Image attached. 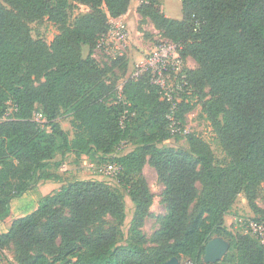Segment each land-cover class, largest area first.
Returning <instances> with one entry per match:
<instances>
[{
	"label": "trees",
	"instance_id": "1",
	"mask_svg": "<svg viewBox=\"0 0 264 264\" xmlns=\"http://www.w3.org/2000/svg\"><path fill=\"white\" fill-rule=\"evenodd\" d=\"M71 2L92 8L69 24ZM130 2L0 0V208L40 180H60L42 171L65 153L115 162L127 196L123 202L109 178L63 182L0 231V249L15 248L18 264H161L172 256L206 264V243L221 237L229 249L215 264H264V244L234 233L224 221L240 193L254 214L262 213L256 200L264 187V0H182L181 20L165 16L155 0L138 1V13L179 46L182 61L189 56L196 63L198 75L184 78L192 93L194 81L209 88L203 108L226 164H217L208 143L194 133L185 135L187 147L165 144L170 132L163 114L171 103L157 100L160 89L149 69V83L143 77L124 83L131 106L106 103L105 72L92 50L108 28L107 18L123 15ZM43 17L59 31L49 44L29 31V22ZM127 62L124 54L115 55L111 66L124 70ZM183 71L182 62L176 79ZM7 102L14 110L3 119ZM175 103L181 113L190 107L184 100ZM137 106L147 109L137 145L114 157L112 150L131 131L120 119ZM36 110L43 126L33 118ZM61 110L72 116V139L57 122ZM145 163L159 175L166 209L152 254L140 229L152 198L141 175Z\"/></svg>",
	"mask_w": 264,
	"mask_h": 264
},
{
	"label": "rangeland",
	"instance_id": "2",
	"mask_svg": "<svg viewBox=\"0 0 264 264\" xmlns=\"http://www.w3.org/2000/svg\"><path fill=\"white\" fill-rule=\"evenodd\" d=\"M156 7H159L165 16L181 20L183 17L182 0H155ZM139 6L138 0H131L127 11L117 17L121 20L128 38V43L124 47V55L127 59V67L124 70L111 66V62L115 57V53L111 48H93V58L97 65L105 72L104 81L106 83L105 101L109 106L126 103L131 106V103L125 98L123 93L124 83L131 78L143 77L144 81L150 80V75L145 67V60L149 53L153 52L161 44L172 43L171 40L160 35L152 21L147 16H141L137 9ZM90 5L71 2L68 8V23L71 24L74 19L83 13L91 10ZM103 10H106L102 6ZM111 19V17H109ZM109 20L107 18V24ZM29 31L34 39H42L46 43H51L58 35L57 25L48 20L47 17L33 20L29 22ZM184 71L182 76L187 74L197 76L198 67L193 59L189 56L183 58ZM167 79L166 89L169 88L167 94H159L158 101L167 100L170 106L165 108L164 117L168 120V131L170 136L165 144L172 147H187L185 135L194 133L202 140L208 143L217 164H226L228 159L221 146V143L214 131L211 122L209 121L203 104L210 98L209 88L203 82H195L196 92L192 93L190 88L183 82V87L187 86V95L181 94L184 91L182 86H176L175 78L169 74ZM42 80V79H40ZM178 80V79H176ZM199 80V79H198ZM34 81L33 84H36ZM192 93V94H191ZM188 102L190 107L187 111L181 113L175 102ZM14 110L11 102H7L6 113L3 119L9 117ZM122 115L123 122H127L130 127V136L127 140L119 143L111 152L114 157L123 155L133 149L139 140V134L143 129L145 115L147 109L133 107L125 109ZM181 115V117H179ZM33 118L43 126V118L41 112L36 110L33 113ZM72 116L61 110L57 122L60 128L67 132L68 138L72 139L75 135V129L71 124ZM49 131L48 127H45ZM120 167L113 161L103 160L99 155L89 157L87 155L76 156L73 153H65L63 157L56 154L54 159L49 163L48 167L44 168L43 174H54L60 177V180H40L36 186L19 197L10 200L9 204L0 208V231H6L13 220L25 216L36 209L43 195L52 194L58 191L63 182L71 180H87L109 178L112 189L120 196L124 202L127 200L126 189L123 183L119 182L118 177ZM142 178L147 183L152 198L147 208L145 215L142 218L141 232L146 238V248L150 254L155 250V245L152 241L154 232L158 229L160 219L164 215L166 209L162 201L163 184L155 168L148 163H145L142 169ZM118 177V178H117ZM199 190H203L204 186L200 183ZM58 188V189H57ZM257 206L262 210L261 214H254L250 209L245 195L240 193L234 201L224 217V221L228 222V227L236 234L250 235L240 224L237 223L239 218H260L264 221V187L259 186L258 197L256 200ZM127 219L130 218V206L125 205ZM128 221V220H127ZM17 253L15 248L0 249V264H18ZM179 264H190L187 259L182 258Z\"/></svg>",
	"mask_w": 264,
	"mask_h": 264
},
{
	"label": "built area",
	"instance_id": "3",
	"mask_svg": "<svg viewBox=\"0 0 264 264\" xmlns=\"http://www.w3.org/2000/svg\"><path fill=\"white\" fill-rule=\"evenodd\" d=\"M140 2V0H138ZM109 25L105 32H103L97 39V48H111L115 55L123 56L124 47L128 43L127 34L125 28L118 18L109 19ZM179 46L174 43H165L157 47L153 52L149 53L145 60V67L152 72L151 82L159 87V93L167 94L169 88L166 89L167 79L171 74L177 83L176 86H182L188 84L184 76H180L178 80L176 78L179 75L182 67V58L178 52ZM190 88V84L187 85ZM187 86H184L181 91L188 90ZM237 223L251 235L257 237L259 241L264 244V222L255 220L253 218H239Z\"/></svg>",
	"mask_w": 264,
	"mask_h": 264
},
{
	"label": "water",
	"instance_id": "4",
	"mask_svg": "<svg viewBox=\"0 0 264 264\" xmlns=\"http://www.w3.org/2000/svg\"><path fill=\"white\" fill-rule=\"evenodd\" d=\"M228 249L229 243L227 240L221 237L211 238L205 245L203 262L206 264H215L223 258ZM161 264H179V259L176 256H172Z\"/></svg>",
	"mask_w": 264,
	"mask_h": 264
},
{
	"label": "crops",
	"instance_id": "5",
	"mask_svg": "<svg viewBox=\"0 0 264 264\" xmlns=\"http://www.w3.org/2000/svg\"><path fill=\"white\" fill-rule=\"evenodd\" d=\"M57 189H58V188H57ZM225 224L228 225V222L226 221Z\"/></svg>",
	"mask_w": 264,
	"mask_h": 264
}]
</instances>
